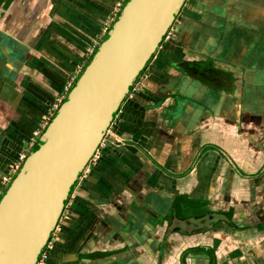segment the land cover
Masks as SVG:
<instances>
[{
    "label": "crops",
    "instance_id": "crops-1",
    "mask_svg": "<svg viewBox=\"0 0 264 264\" xmlns=\"http://www.w3.org/2000/svg\"><path fill=\"white\" fill-rule=\"evenodd\" d=\"M11 1L0 3L13 63L0 93V182L127 0ZM254 2L184 1L73 186L45 264H179L183 249L216 241L217 264H264V48L249 50L264 0ZM206 64L218 87L185 72ZM179 201L191 218L168 217ZM186 262L209 264L202 252Z\"/></svg>",
    "mask_w": 264,
    "mask_h": 264
},
{
    "label": "water",
    "instance_id": "water-1",
    "mask_svg": "<svg viewBox=\"0 0 264 264\" xmlns=\"http://www.w3.org/2000/svg\"><path fill=\"white\" fill-rule=\"evenodd\" d=\"M184 1L125 2L0 198V264L36 263L73 186ZM4 41L0 35V93L13 65ZM188 69L218 87L208 64ZM147 202L143 210L154 207Z\"/></svg>",
    "mask_w": 264,
    "mask_h": 264
},
{
    "label": "flooded vegetation",
    "instance_id": "flooded-vegetation-1",
    "mask_svg": "<svg viewBox=\"0 0 264 264\" xmlns=\"http://www.w3.org/2000/svg\"><path fill=\"white\" fill-rule=\"evenodd\" d=\"M2 1H3V5L5 6V7H7L8 5H9V3L10 2H12L11 0H0V3H2ZM233 17L234 18H236L237 16H235V15H233ZM239 18V17H238ZM237 20V19H236ZM262 21V18H260V19H258L257 18V22H256V24H257V29H259L260 28V24L262 23L261 22ZM237 28V27H236ZM170 29V28H169ZM168 29V30H169ZM169 32V31H168ZM167 33V32H166ZM184 205V203H182V202H177L176 204H174V206H173V210L169 213V215H168V217H171V215H175V216H177L179 219H185V220H187V219H189V218H191L190 216H189V213L188 212H186L183 208H182V206ZM196 208H198V210L199 209H201V206H197ZM194 209H195V207H194ZM197 210V211H198ZM203 209L202 210H200V211H198L197 213L198 214H203ZM173 213V214H172ZM206 213V212H205ZM208 213V212H207ZM189 216V217H188ZM194 217H197V218H199V216H194ZM200 217H203V215L202 216H200ZM193 218V217H192ZM235 227V226H234ZM233 227V228H234ZM236 229H238V228H236ZM180 234H183V235H188L187 233H185V232H182V231H180L179 232ZM50 240H51V237H50ZM214 243H216V244H213V246L211 247V248H206V247H204V246H200V245H197V246H194V247H190V248H186V249H183L181 252H180V254H179V257H178V263L179 264H187V262H186V257H187V255H189V254H195V253H197V252H202L204 255H206L207 256V259H208V262H209V264H217V259H216V257H215V255H214V251H215V249H216V247H217V243H218V241H216V242H214ZM124 251H128V249H126V248H124L123 249ZM231 257H233V258H238L237 256H235V255H232ZM239 263H241V261L239 262ZM238 263V264H239Z\"/></svg>",
    "mask_w": 264,
    "mask_h": 264
},
{
    "label": "built area",
    "instance_id": "built-area-1",
    "mask_svg": "<svg viewBox=\"0 0 264 264\" xmlns=\"http://www.w3.org/2000/svg\"><path fill=\"white\" fill-rule=\"evenodd\" d=\"M111 21H112L111 19L107 20V22H106V24H105V26H104V28H103V31H106V29L108 28V25H110V22H111ZM167 34H168V31H167V33L165 34V36H167ZM165 36H164V37H165ZM164 37H163V38H164ZM133 87H134V83H133V85L131 86V88H133ZM131 88H130V90H131ZM65 91H67V88H66V87H65ZM61 100H62V99H61L60 97H58V98L55 100V102L52 104V109H56V107H57L58 104L61 102ZM101 145H102V141H101V143L99 144L98 148L94 151V153H93V155H92V157H91V159H90V162L93 161V160H96V159L98 158ZM23 159H24V154H21V155L18 157V159L10 165V167H9V169H8V172H7V174H6V177L0 182V195H1V193H2V190L5 189L6 186L9 184V182H10L12 176H13V175L16 173V171L19 169V167H20V165H21ZM90 162H89V163H90ZM51 249H52V246H51V241H50V239H49V241L46 243V245L44 246L43 250H42L41 253L39 254L38 259H37V261H36L35 264H45V262H46V260H47V258H48V255H49V251H50Z\"/></svg>",
    "mask_w": 264,
    "mask_h": 264
},
{
    "label": "rangeland",
    "instance_id": "rangeland-1",
    "mask_svg": "<svg viewBox=\"0 0 264 264\" xmlns=\"http://www.w3.org/2000/svg\"><path fill=\"white\" fill-rule=\"evenodd\" d=\"M254 5V7L257 5V6H259V5H261L259 2H258V0H255V2L253 3ZM259 16H260V18H262V23L260 24V28H259V31H257V37L255 36V35H253L252 36V44H251V49L249 48L250 47V45L249 46H247L248 48H249V50H251V51H257L258 50V48L259 47H262V49L264 48V14L263 13H259ZM259 16L258 15H256V17L259 19ZM235 19H238V17H236ZM238 20H236V22H237ZM241 23H242V21L240 22V24L238 25V30L237 31H235V34L233 35V37L235 38V37H240V36H242V34H243V25L241 26ZM232 37V38H233ZM225 48H224V52H225ZM9 185V184H8ZM6 188H7V186H6ZM6 188L5 189H3L2 190V193H1V195H0V198L2 197V195L4 194V192H5V190H6ZM51 246H52V244H51Z\"/></svg>",
    "mask_w": 264,
    "mask_h": 264
}]
</instances>
